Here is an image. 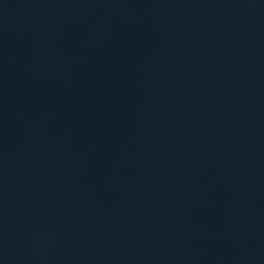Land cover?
I'll return each mask as SVG.
<instances>
[{
  "label": "water",
  "instance_id": "obj_1",
  "mask_svg": "<svg viewBox=\"0 0 264 264\" xmlns=\"http://www.w3.org/2000/svg\"><path fill=\"white\" fill-rule=\"evenodd\" d=\"M0 264H264V0H0Z\"/></svg>",
  "mask_w": 264,
  "mask_h": 264
}]
</instances>
